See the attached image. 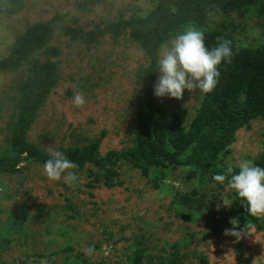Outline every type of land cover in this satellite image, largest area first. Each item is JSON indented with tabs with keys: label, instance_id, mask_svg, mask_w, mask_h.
Instances as JSON below:
<instances>
[{
	"label": "rangeland",
	"instance_id": "374dc122",
	"mask_svg": "<svg viewBox=\"0 0 264 264\" xmlns=\"http://www.w3.org/2000/svg\"><path fill=\"white\" fill-rule=\"evenodd\" d=\"M84 1L23 0L20 10L8 12L6 0H0V54L9 50L29 23L46 19L54 23L51 44L59 49V80L29 134L31 141L48 152L62 145L82 146L102 128L107 134L100 153L132 144L135 75L147 63L144 54L127 34H106L94 41L87 34L107 20L128 16L133 7L147 13L154 0ZM204 28L224 32L240 46L261 45L264 0L230 13L209 6ZM25 70L26 66L0 69V151ZM160 75L157 69V80ZM77 92L85 97L82 107L72 103ZM201 99V91L185 89L181 99L155 96V104L185 108L184 123L188 124ZM263 151L264 115L236 131L218 169L238 168L240 161L253 162ZM21 164L25 165L19 172L0 176V236L9 238L0 247V264H64L66 256L69 262L81 256L85 264H125L135 238L142 239L155 255H170L176 245L180 264H264V229L249 228L239 240L225 235V229L233 225L226 207L217 210V204H222L221 198L229 199L231 189L189 178L187 168L144 176L121 160V185L107 187L99 182L90 187L86 176L90 165L73 169L78 179L69 185L63 176L49 180L43 166L35 162ZM193 188L197 190L194 207L178 205V196ZM89 246L94 251L86 255L84 249ZM64 248L69 251L57 252ZM33 254L44 258L32 259Z\"/></svg>",
	"mask_w": 264,
	"mask_h": 264
},
{
	"label": "trees",
	"instance_id": "16d2710c",
	"mask_svg": "<svg viewBox=\"0 0 264 264\" xmlns=\"http://www.w3.org/2000/svg\"><path fill=\"white\" fill-rule=\"evenodd\" d=\"M99 1L85 0L84 4ZM255 1L154 0L153 8L147 13L141 14L133 7L128 16L107 20L87 34L89 41L106 34H127L143 52L147 62L137 69L135 75V125L131 145L121 149L113 147L100 153L107 134V129L102 128L98 135L82 146L62 145L57 149L76 163L77 169L90 165L86 174L88 186L94 187L99 182L107 187L121 185L119 162L125 160L144 176L184 167L189 171V178L197 177L200 183L209 182L218 189L228 187L227 180L220 184L212 177L226 173L218 169V164L228 154L236 131L251 119L264 115V43L254 47L240 46L224 32L205 29L204 23L209 6L214 5L220 11L230 13ZM5 4L8 12H16L24 6L23 0H6ZM189 29L204 33V42L209 50L217 46L218 37L231 40L234 55L230 62L222 61L218 66L220 76L214 90L202 92L200 104L189 123L185 124V108L167 109L155 104L154 85L161 46ZM53 33L52 19L34 21L26 25L7 52L0 54V69L16 70L26 66L17 84L12 117L6 123L8 134L0 151V176L19 172L25 165L22 162L44 166L50 159L49 152L31 141L29 134L59 80V49L51 44ZM253 163L264 168V151ZM238 171L239 168L233 169V173ZM196 193L193 188L180 194L178 205L193 208L197 201L194 198ZM229 200L232 205L226 207L227 218H236L237 228L264 229V215L251 216L246 211V201L233 189ZM71 205L68 202V206ZM8 240V237L0 236V247H4ZM171 250L170 255H163L164 252L155 255L148 251L142 239L135 238L125 264H180L181 256L176 245ZM61 251H69V248L57 252ZM31 257L41 261L44 258L41 254ZM68 259L66 256L64 264H85L81 256L70 259V262ZM7 264L18 263L11 261Z\"/></svg>",
	"mask_w": 264,
	"mask_h": 264
},
{
	"label": "clouds",
	"instance_id": "9594fccd",
	"mask_svg": "<svg viewBox=\"0 0 264 264\" xmlns=\"http://www.w3.org/2000/svg\"><path fill=\"white\" fill-rule=\"evenodd\" d=\"M217 46L209 50L204 42V33L197 29H189L178 34L169 44L162 45L158 69L161 75L154 85V94L157 97L169 96L181 99L184 90L189 92L199 90L209 93L214 90L220 71L218 66L222 61L231 60L234 55L232 41L218 37ZM82 93H75L72 103L76 107L85 104ZM48 159L43 166L44 173L49 180L58 181L62 178L64 182L71 185L77 181L78 176L73 169L78 165L68 159L66 155L58 150L49 149ZM238 173H233V167L228 166L226 173L216 174L213 180L224 184L227 180L228 187L233 189L237 195L246 201V211L253 217L264 215V168L255 165L251 160H242L238 164ZM217 204V210L230 207L232 202L228 198H221ZM231 229H225V235H232L241 239L246 234V228L237 231L238 220L232 218ZM89 255L94 251L92 246L84 249Z\"/></svg>",
	"mask_w": 264,
	"mask_h": 264
}]
</instances>
